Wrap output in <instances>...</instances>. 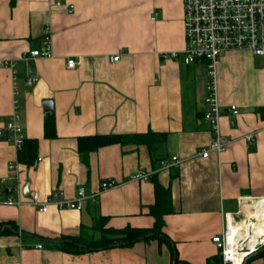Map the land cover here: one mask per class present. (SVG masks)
<instances>
[{"label":"crops","instance_id":"0c3cea01","mask_svg":"<svg viewBox=\"0 0 264 264\" xmlns=\"http://www.w3.org/2000/svg\"><path fill=\"white\" fill-rule=\"evenodd\" d=\"M55 1L0 0V223L18 230L0 234V264H207L219 255L211 237L223 232L224 214L238 218L245 201L264 197V111L256 110L264 109V55H220L219 128L229 143L202 158L198 152L213 137L203 120L206 69L182 62L183 0ZM45 28L51 55L31 57L44 49ZM71 58L76 66L68 69ZM30 76L33 85L25 82ZM14 107L23 139L38 141L29 166L18 161L3 127ZM46 114L53 116L52 138L44 137ZM148 131L162 135L152 148L104 145L88 153L87 166L77 151L81 137ZM173 156L177 164L159 170V161ZM138 173L147 176L134 178ZM155 181L169 189L167 241L76 253L61 246L66 238L78 247L97 241L99 219L103 229L152 228ZM80 187L79 210L49 205L41 212L29 200L33 192L72 200ZM8 197L12 203L3 201ZM244 264H264V255Z\"/></svg>","mask_w":264,"mask_h":264},{"label":"built area","instance_id":"2783aa9c","mask_svg":"<svg viewBox=\"0 0 264 264\" xmlns=\"http://www.w3.org/2000/svg\"><path fill=\"white\" fill-rule=\"evenodd\" d=\"M183 33L185 46L182 51V62L186 65L200 62L205 65V96L204 105L207 106L203 120L207 121L212 133V139L206 149L198 152L202 158H206L209 151L222 153L229 140L220 134L219 118L220 106L218 102V91L216 89V69L219 64V57L224 52L234 50H247L256 56L264 55V0H183ZM60 6V1L56 0ZM67 12L74 11L72 4L66 5ZM44 49L30 51L31 57L51 55L50 37L48 29L44 32ZM175 58L177 53H171ZM119 58L116 53L109 57L110 62ZM76 62L73 58L68 59L65 66L68 69L74 68ZM34 76L27 77L26 84L33 85L37 81ZM229 111L235 115L238 107L230 105ZM8 131L10 140L18 150L23 144L22 126H20V115L13 109V113L3 125ZM2 130L0 129V135ZM251 139L250 136L247 137ZM177 164V158L160 160L159 170L168 169ZM10 170L13 165H9ZM147 174L138 173L134 178H144ZM59 196L54 193L41 199L38 193L33 192L29 196L30 203L41 212H45L49 205L57 210L77 209L79 210L84 200V189L77 188L75 198L53 199ZM52 198V199H51ZM2 200H0L1 203ZM12 203L11 198L3 200ZM241 216L235 218L230 213L224 214V230L220 235L211 237L221 256V264H243L244 261L254 254L255 251L264 247V234L257 233L264 225V197L248 199L242 204ZM41 248V244L36 245Z\"/></svg>","mask_w":264,"mask_h":264},{"label":"trees","instance_id":"16d2710c","mask_svg":"<svg viewBox=\"0 0 264 264\" xmlns=\"http://www.w3.org/2000/svg\"><path fill=\"white\" fill-rule=\"evenodd\" d=\"M258 112L263 115V108H257ZM44 126V137L52 138L54 137V125L52 114H46L43 120ZM162 136L161 134L148 131L144 134H132V135H94L88 137H81L78 140L77 151L81 157V160L87 166L88 153L94 151L104 145L108 144H144L149 148ZM37 145L38 141L36 139H23V144L17 151L18 161L26 166L33 164L37 160ZM154 194L156 197L155 203L149 207V212L154 217L153 227L150 229L142 228H131L124 227L120 230H115L111 228L103 229L105 219H99L95 223V227L100 230V237L97 241H93L90 244H86L83 247H78L77 239L66 238L61 246L64 250H68L76 253V251H81L84 249H106L115 247H129L138 240H149L150 238H155L159 241H167V237L162 232L163 229V216L164 214L171 213L170 196L169 189L162 187L158 182H154ZM9 226V227H8ZM18 232L17 226L11 221H6L0 223V234L2 233H12L16 234ZM264 255V247L255 251L254 254L249 256L245 261L253 259L256 256ZM176 259H173L172 264H175ZM243 263V264H244ZM207 264H221L220 254L214 257V259Z\"/></svg>","mask_w":264,"mask_h":264},{"label":"bare ground","instance_id":"6f19581e","mask_svg":"<svg viewBox=\"0 0 264 264\" xmlns=\"http://www.w3.org/2000/svg\"><path fill=\"white\" fill-rule=\"evenodd\" d=\"M263 215H264V212H263ZM257 233L264 234V225L259 228Z\"/></svg>","mask_w":264,"mask_h":264},{"label":"water","instance_id":"95a60500","mask_svg":"<svg viewBox=\"0 0 264 264\" xmlns=\"http://www.w3.org/2000/svg\"><path fill=\"white\" fill-rule=\"evenodd\" d=\"M48 104H49V106H48ZM43 106H44V107H48L49 109L51 108L50 103H47V102H44V103H43ZM7 192H8V191H7Z\"/></svg>","mask_w":264,"mask_h":264}]
</instances>
